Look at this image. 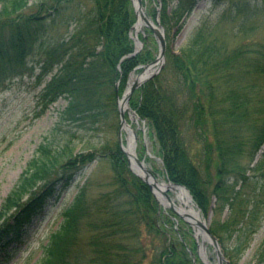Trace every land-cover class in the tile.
Instances as JSON below:
<instances>
[{
    "label": "trees",
    "instance_id": "obj_1",
    "mask_svg": "<svg viewBox=\"0 0 264 264\" xmlns=\"http://www.w3.org/2000/svg\"><path fill=\"white\" fill-rule=\"evenodd\" d=\"M160 1V10L157 14L156 8L153 15L165 28L168 66L134 90L130 106L148 122L161 173L186 186L203 213L211 195L219 209L227 206L229 215L211 231L228 232L236 216L233 202L239 199L233 187L247 180L245 160L251 163L264 144V44L254 50L246 43L227 47L213 34L212 27L222 26L228 17L220 15L214 24L201 18L192 36L174 53L170 40L196 0ZM29 2L0 0V89L27 73L37 84L48 77L36 94L38 114L59 97L66 99V105L2 202L0 248L19 237L49 197L100 156L110 164L111 187L90 200L84 185L79 189L61 210L62 220L49 234L37 264H70L72 247L83 236L90 248L86 264H141L138 253L146 246L147 264H192L184 241L168 234L174 231L180 238L191 229L186 224L170 226V215L131 172L117 141L84 142L83 150H90L78 151L72 139L54 137L64 122L72 126L66 133H88L118 119L116 100L131 71L152 58L144 47L124 57L134 50L129 35L135 22L131 0H34L35 10L21 14ZM55 22L73 27L64 36L47 38ZM139 37L145 43L146 37L141 33ZM34 51L38 57L31 62ZM192 149L203 155L207 179L202 178ZM261 168L258 160L253 169ZM253 209L247 211L248 219ZM242 238V233L236 235L235 249ZM260 248L264 250V239ZM191 250H196L193 240Z\"/></svg>",
    "mask_w": 264,
    "mask_h": 264
},
{
    "label": "rangeland",
    "instance_id": "obj_2",
    "mask_svg": "<svg viewBox=\"0 0 264 264\" xmlns=\"http://www.w3.org/2000/svg\"><path fill=\"white\" fill-rule=\"evenodd\" d=\"M143 3L147 15L151 19H155L153 12L156 8H159V1L143 0ZM34 10V0H30L28 6L21 14L31 13ZM220 15L228 17L222 26L217 25L212 27L213 34L218 37L219 41L224 42L227 47L230 48L240 43H246L250 49L254 50L255 46L264 44V0H196V5L183 21L180 30L170 40V49L174 53H178L180 48L194 33L196 26L202 20L201 18L207 17L210 19H208L209 23L214 24ZM157 18L159 19V17ZM56 22L49 27L47 38L56 39L57 37L64 36L73 27L72 24L67 26L66 24ZM143 32L146 34V41L143 47L151 52L152 58L150 60H152L157 55L158 46L147 27L143 28ZM171 32L173 33V29ZM137 33L140 34L141 31ZM36 52L32 53L36 57L32 55L29 57L31 62H33V59H37L38 55ZM164 66H168L167 58H165L162 67ZM47 79L48 77L40 84H37L34 77L27 73L23 76L12 78L0 89V208L6 195L16 183L28 160L42 141L43 136L55 125L58 119V112L66 105V99L59 97L38 114L41 107L36 103V94L43 87ZM262 85H264V82ZM126 117L128 122L138 132V146L136 147L138 156L143 157L151 167L161 174L162 164L156 158V145L154 139L149 136L148 126L144 130L143 125L138 127L134 121L128 118L127 112ZM114 122L116 123L115 127ZM118 126L119 121L114 117L113 121L105 124L99 130H93L88 133L85 131H67L66 133L64 130L72 126L64 122L55 131L54 137L57 141L62 138H70L74 143H77L76 150L89 151L90 149L83 150L84 142L85 144L88 142L101 144L106 141H117ZM70 130L75 131V128H71ZM125 136L126 132L123 133V142L126 144ZM188 137L190 138V135ZM144 139L146 145H144ZM147 151L154 157L149 158ZM192 151L196 156V164L202 178L207 179L205 172L206 163L203 155L200 154L199 149L197 151L192 149ZM258 160H260L262 168L253 169ZM245 164H247L246 168L248 169L247 173L249 177L243 184L238 181L233 187L235 190H238L239 199L233 202L232 210L236 212V216L232 222L231 230L227 232L218 229L214 234L219 241L221 251L230 264H264V250L260 248L261 242L264 239V144L258 150L251 163L245 160ZM252 165H254L253 168L250 167ZM214 169L215 166L212 164L210 166L211 173H214ZM232 180V178H228V184L232 185ZM111 181L112 172L110 164L107 158L99 156L79 171L70 184L60 191L57 196L49 199L38 217L34 218L26 229L25 234L13 241L4 251L0 252V264H37L43 254L44 246L48 242L49 233L57 229L62 220L61 210L64 206L71 203L79 189L84 185L86 197L90 200L92 197L109 189ZM169 194L172 197L175 196L173 192ZM175 203L179 205L178 200ZM160 208L163 212H166V210L171 212L169 208H166V210L162 206ZM252 208H254L251 215L252 218L248 219L246 217L247 211ZM230 211L227 206L219 209L215 196L211 195L206 214L202 211L200 214H202L209 228L212 229L213 226H217V224L223 222ZM171 214L170 226L181 228L182 224L185 223L179 222L180 218L172 212ZM245 222L247 224L244 225ZM241 233L243 237L242 244L238 249H235V237ZM168 234L174 238L177 236L178 241H184L192 264H207L199 257L196 250H191L192 240L196 244L192 229L190 233L180 238L178 233L174 231H169ZM141 241L146 242L147 239ZM146 247L138 253V257L141 258V264H147L150 260V249L148 246ZM89 251L90 248L86 243V237L79 238L72 247L70 264H86L85 258ZM143 252L146 254L144 258H142ZM206 253L208 262L215 264L216 259L209 244H206Z\"/></svg>",
    "mask_w": 264,
    "mask_h": 264
},
{
    "label": "water",
    "instance_id": "obj_3",
    "mask_svg": "<svg viewBox=\"0 0 264 264\" xmlns=\"http://www.w3.org/2000/svg\"><path fill=\"white\" fill-rule=\"evenodd\" d=\"M131 2L136 17V21L131 28V31L135 34L134 37H132L135 42V49L132 53L128 55H135L142 49L143 42L137 36V31L140 30L143 32L144 27H147L155 38L158 46V53L152 61L142 64L140 66L141 70L138 73L131 74L130 81L128 82L126 90L124 91L121 98L117 99V110L119 113V127L117 130V140L119 143V147L121 148L122 152L126 155L131 171L135 173L138 177H140L148 185L150 191L155 196L159 204L163 205L164 207L170 208L176 215L181 217L192 228H197L195 232V238L197 242L199 238H201V243L198 244L197 249L199 256L202 250H204L205 248V243H208L212 247L213 253L216 258V264H230L221 251L217 237L210 231L206 222L201 218L193 217L188 212H185L181 208H178L169 195V191L173 190L174 188H182L186 191L188 197L192 200V196L189 190L185 186L178 183H173L170 181H159L156 176V173L147 165L144 159H140L136 155L135 145L133 148L131 147L130 150H127L128 143H123L122 133L123 131H125V127L128 126V122L125 118V111L131 112L139 118L136 111L133 110L129 105L130 97L137 87H139L146 80L154 76L161 69L164 64L166 51V38L163 26L160 25L157 21L155 23L146 14L143 5V0H131ZM137 23L140 24L139 29H136ZM117 85L118 83L116 84V87ZM132 161L135 164H132ZM135 168H137L139 171H137ZM161 200H165L166 204L162 203Z\"/></svg>",
    "mask_w": 264,
    "mask_h": 264
},
{
    "label": "bare ground",
    "instance_id": "obj_4",
    "mask_svg": "<svg viewBox=\"0 0 264 264\" xmlns=\"http://www.w3.org/2000/svg\"><path fill=\"white\" fill-rule=\"evenodd\" d=\"M139 28H140V24L137 23L136 24V29H139ZM129 114H130L131 120L136 123V126L141 127L143 125L144 130L146 129V127H144V123H142L137 118L136 115L132 114L131 112H129ZM136 130L137 129L134 128L133 125H131L130 123L128 124V126L125 127V132H126V136L125 137H126V141L128 143L127 150H130L131 147L133 148L134 145H135V149L138 146V137H137ZM135 153L137 154V152H135ZM148 153H150V152H148ZM132 164H135V163L132 161ZM135 169L137 171H139L137 168H135ZM172 192L175 194V196L174 197L170 196V197H171V199L174 202H176V200L179 201L178 208H181L185 212H188L193 217H198L199 216V212L197 211V209L195 208L194 204L191 202V200L187 196V193H186V191L184 189H182V188H174L172 190ZM161 201H162V203L166 204L165 200H161ZM200 256L202 257V260L205 261L207 264H212V263L208 262V260H207L206 247L204 248V250H202Z\"/></svg>",
    "mask_w": 264,
    "mask_h": 264
}]
</instances>
